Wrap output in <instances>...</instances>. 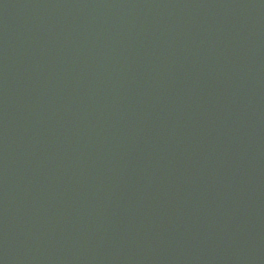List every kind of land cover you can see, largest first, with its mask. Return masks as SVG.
<instances>
[{
	"label": "water",
	"instance_id": "95a60500",
	"mask_svg": "<svg viewBox=\"0 0 264 264\" xmlns=\"http://www.w3.org/2000/svg\"><path fill=\"white\" fill-rule=\"evenodd\" d=\"M0 264H264V0H0Z\"/></svg>",
	"mask_w": 264,
	"mask_h": 264
}]
</instances>
